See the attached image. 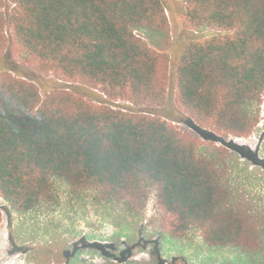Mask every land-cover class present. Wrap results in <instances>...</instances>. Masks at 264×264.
Masks as SVG:
<instances>
[{
  "label": "trees",
  "instance_id": "obj_1",
  "mask_svg": "<svg viewBox=\"0 0 264 264\" xmlns=\"http://www.w3.org/2000/svg\"><path fill=\"white\" fill-rule=\"evenodd\" d=\"M183 1L186 28L220 35L184 44L174 67L175 102L218 142L199 154L195 138L153 112L95 104L66 89L42 99L35 83L6 69L0 198L29 213L50 200L57 180L132 212L155 190L170 238L198 228L208 248H230L264 264V209L248 200L234 174L256 154L227 143L249 138L260 123L264 135V0ZM11 2L6 19L0 14V58L13 48L57 79L87 83L113 102L150 109L165 103L169 59L144 41L169 39L160 0ZM134 249L104 252L103 264H142ZM79 261L80 252L66 258Z\"/></svg>",
  "mask_w": 264,
  "mask_h": 264
},
{
  "label": "rangeland",
  "instance_id": "obj_2",
  "mask_svg": "<svg viewBox=\"0 0 264 264\" xmlns=\"http://www.w3.org/2000/svg\"><path fill=\"white\" fill-rule=\"evenodd\" d=\"M160 1L168 18L169 39L145 37L144 41L169 59L168 91L161 107L150 109L113 102L87 83H67L57 79L31 63L25 53L13 48H8L0 58V72L11 69L14 76L32 81L37 85L42 99L53 90L66 89L95 104L106 102L115 108L127 107L131 112H153L172 122L182 133L195 138L198 153L202 154L206 145L218 142L219 138L176 104L174 67L176 69L179 54L190 38L199 40L220 34L206 27L196 31L186 28L183 24V0ZM12 7L11 0H3L0 14L4 19ZM7 34L10 35L9 31ZM229 142L256 154L255 162L247 164L241 160L240 172L237 170L234 174L237 172L238 183L248 186L242 187L248 200L264 209L262 124L249 138L228 139ZM155 196L156 191L149 190L147 199L139 204L137 210L130 212L120 204L101 200L92 191L74 190L55 180L50 200L29 213L13 211L0 198V264H66V258L78 252L81 261L77 264H82L84 260L87 264H103L106 257L104 252L113 256L131 247L135 248L134 260L142 264H261L257 259L230 248H208L198 228H191L181 239L170 238L161 228V213L155 206ZM90 245L103 249L94 251L86 247Z\"/></svg>",
  "mask_w": 264,
  "mask_h": 264
}]
</instances>
